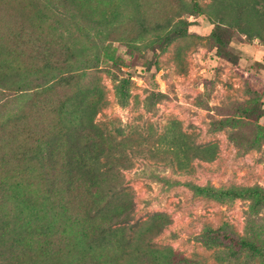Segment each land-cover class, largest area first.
Wrapping results in <instances>:
<instances>
[{"label":"rangeland","instance_id":"374dc122","mask_svg":"<svg viewBox=\"0 0 264 264\" xmlns=\"http://www.w3.org/2000/svg\"><path fill=\"white\" fill-rule=\"evenodd\" d=\"M40 1L54 16L46 23L33 20L30 28L39 43L50 42L46 52H51L56 70H66L57 35L63 29L73 31L78 38L75 49L82 48L77 50L80 63L73 67H90L103 87L106 105L94 122L103 132L122 133L117 141L130 162L122 174L132 191L131 217L143 220L161 214L166 227L155 243L172 246L202 264H235L225 260L224 249L194 239L206 225L215 228L226 222L239 236L264 246V204L254 209L249 199L211 197L197 190L209 187L220 195L234 188L264 189V39L232 28L230 58L218 55L211 37L214 21L207 13L211 0H75L99 21L114 9L127 13L121 21L103 26L110 33L101 39L92 35L99 28L96 21H79L64 12L59 4L64 1ZM192 1L201 13H187ZM29 12L24 0L0 1V39L7 13ZM166 35L171 39L166 41ZM2 40L11 42L5 36ZM25 56L20 57L23 63ZM30 64L37 67L40 61L32 59ZM122 78H129L125 105L115 92ZM73 91V85L55 82L18 96L0 93V120L13 111L20 113L16 124L0 130V181L5 188L0 193V219L41 207L47 177L28 154L36 138L58 131L55 108ZM227 119L232 122L218 125ZM182 134L184 142L214 143L216 156L183 161L176 154ZM63 149L60 146V153ZM60 175L54 201L68 207V202L62 205L67 197ZM50 220L57 228L58 247L72 252L79 225L56 213ZM242 264H264V258Z\"/></svg>","mask_w":264,"mask_h":264},{"label":"trees","instance_id":"16d2710c","mask_svg":"<svg viewBox=\"0 0 264 264\" xmlns=\"http://www.w3.org/2000/svg\"><path fill=\"white\" fill-rule=\"evenodd\" d=\"M24 1L31 7V12L25 16L7 13L3 18L5 31L0 39V93L18 96L55 82L73 85L74 91L60 100L55 108L58 131L36 138L28 154V159L33 160L47 177L41 207H27L22 215L0 219V264H202L183 256L172 246L155 243V238L166 227L161 214L154 213L143 220L131 217L132 191L122 174L130 162L127 161L126 149L117 141L122 133L103 132L94 122L97 112L106 105L103 87L90 67L80 71L73 67L80 63L77 50L82 49H75L78 38L73 31L63 29L57 35L58 42L64 47L65 58L61 63L66 70H56L51 52H46L51 49L50 42L39 43L30 28L33 20L46 23L54 14H50V9L40 0ZM62 2L64 4H59L63 11L70 12L79 21L92 19L78 1ZM186 8L189 14L202 12L196 1ZM207 13L214 21L211 37L218 55L230 58L232 28L246 37L264 39L260 31H264V0H211ZM126 14L121 9H114L104 17V21L92 19L99 25L92 35L103 38L110 33L103 26L121 21ZM177 28L179 31L176 33H180L181 28ZM4 36L11 42H3ZM170 39L166 35L165 40ZM23 53L27 60L24 63L20 58ZM32 59H38L40 65H31ZM113 63L117 64L116 61ZM128 86L129 78H122L115 86L121 105L127 103ZM19 116V111L8 114L0 120V130L10 123L16 124ZM229 122L232 119L218 125ZM184 137L182 134L177 139L179 146L176 149V154L183 161L193 158L207 161L216 156L214 143L192 144L181 141ZM60 146L64 148L62 153ZM57 155H62V158L59 160ZM59 174L67 197L62 205L69 203L68 207L54 201ZM3 185L0 181V193L4 192ZM197 190L211 197L249 199L254 209L264 204L263 188H234L220 195L209 187H197ZM55 213L79 225L78 241L71 243L72 252H63L58 247L57 228L54 220H50ZM89 223L93 226L89 227ZM194 239L209 248L224 249L225 260L235 264L264 258V246L257 240L239 236L226 222L215 228L206 225ZM217 260L222 263L218 257Z\"/></svg>","mask_w":264,"mask_h":264}]
</instances>
